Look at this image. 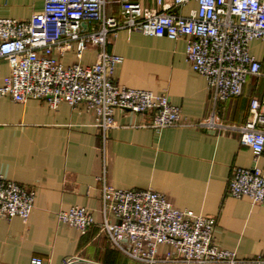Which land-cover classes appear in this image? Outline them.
<instances>
[{
  "label": "crops",
  "instance_id": "0c3cea01",
  "mask_svg": "<svg viewBox=\"0 0 264 264\" xmlns=\"http://www.w3.org/2000/svg\"><path fill=\"white\" fill-rule=\"evenodd\" d=\"M130 1L156 6V0ZM43 2L0 0V18L28 20ZM194 8L190 2L175 13L187 16ZM104 13L118 20L117 0H106ZM107 50L123 58L114 73L119 85L166 95L179 108L182 124L155 131L137 127L147 117L116 111L117 127L107 132L102 150L94 115L83 106L61 103L52 109L43 100L0 98V175L34 192L27 221L0 220V264H30L33 258L62 264L69 257L125 264L96 226L80 235L56 219L59 211L82 206L99 222L102 177L115 189L151 190L178 210L214 218L221 249L240 260L264 258V206L226 195L233 169L256 164L264 170V152L255 163L236 130L249 115L251 99H263L264 77L248 79L239 98L214 103L205 79L186 62L183 39L120 30L108 36ZM250 50L264 73V43L254 41ZM94 58V50L87 51L83 62ZM63 60L74 61L72 55ZM7 73L0 61V78ZM210 120L213 127L205 125Z\"/></svg>",
  "mask_w": 264,
  "mask_h": 264
},
{
  "label": "built area",
  "instance_id": "2783aa9c",
  "mask_svg": "<svg viewBox=\"0 0 264 264\" xmlns=\"http://www.w3.org/2000/svg\"><path fill=\"white\" fill-rule=\"evenodd\" d=\"M144 7L117 0L119 19L108 18L106 0H44L28 20L0 18V61L8 66L0 78V98L24 104L43 100L52 109L64 103L93 113L101 132L116 128V111L147 119L137 127L160 131L182 124L178 107L164 94L119 85L114 73L123 58L108 52L107 38L117 31L183 39L191 71L202 76L214 103L239 98L252 77H264L252 55L254 41L264 43V0H156ZM195 3L187 16L175 10ZM94 61L84 63L87 51ZM72 55L74 61L65 63ZM264 96L251 99L249 115L236 130L241 145L257 158L264 152ZM204 125V124H203ZM205 125L213 127L210 120ZM233 199L247 198L264 206V170L256 164L233 169L226 189ZM100 221L86 207L72 206L56 214L58 223L85 235L96 226L111 247L136 264H264V258L240 260L215 239L216 220L173 207L151 190L115 189L101 179ZM34 192L0 175V220L27 221ZM166 250L161 251V247ZM30 264H43L33 258ZM62 264H100L69 257Z\"/></svg>",
  "mask_w": 264,
  "mask_h": 264
},
{
  "label": "rangeland",
  "instance_id": "374dc122",
  "mask_svg": "<svg viewBox=\"0 0 264 264\" xmlns=\"http://www.w3.org/2000/svg\"><path fill=\"white\" fill-rule=\"evenodd\" d=\"M121 255V254H120ZM124 259H125V264H136L133 261L129 260L128 258H126L125 256L121 255Z\"/></svg>",
  "mask_w": 264,
  "mask_h": 264
}]
</instances>
